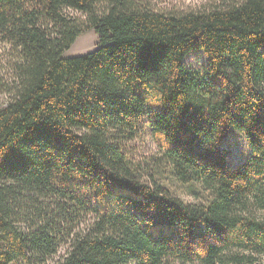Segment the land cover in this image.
Instances as JSON below:
<instances>
[{
	"label": "trees",
	"instance_id": "16d2710c",
	"mask_svg": "<svg viewBox=\"0 0 264 264\" xmlns=\"http://www.w3.org/2000/svg\"><path fill=\"white\" fill-rule=\"evenodd\" d=\"M89 29L97 48L64 57ZM0 40V264H264V0H0Z\"/></svg>",
	"mask_w": 264,
	"mask_h": 264
},
{
	"label": "rangeland",
	"instance_id": "374dc122",
	"mask_svg": "<svg viewBox=\"0 0 264 264\" xmlns=\"http://www.w3.org/2000/svg\"><path fill=\"white\" fill-rule=\"evenodd\" d=\"M232 0H149L156 8L163 12H187V11H202L207 8H211L214 5L224 4L225 2H231ZM98 37L93 29H89L81 33L74 43L63 54L64 57H74L92 51L97 48ZM16 51L8 44L3 43L0 40V106H3L9 99L8 94L4 88L6 84L11 82L13 77V65L15 63ZM206 57L202 50L194 49L187 53L183 62L195 70H202L206 64ZM242 143L241 137L236 136L234 139ZM125 150L134 151L136 157L139 159L143 157H151L157 153L156 145L154 144L149 128L146 126V122H142L140 126L139 135L124 143ZM240 157V156H239ZM243 160L241 156L237 162ZM150 167L155 169L153 163ZM155 175H157L155 173ZM171 173L168 168H165L164 174L161 179L163 183L170 190L173 195L180 197L186 202L197 201L195 197L190 195L185 186L176 181L170 176ZM161 177V176H160ZM258 216H264V212H258ZM64 248H61V253L64 252Z\"/></svg>",
	"mask_w": 264,
	"mask_h": 264
}]
</instances>
